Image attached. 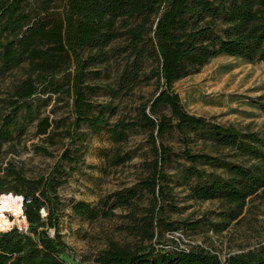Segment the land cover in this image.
I'll return each instance as SVG.
<instances>
[{
  "label": "rangeland",
  "instance_id": "obj_1",
  "mask_svg": "<svg viewBox=\"0 0 264 264\" xmlns=\"http://www.w3.org/2000/svg\"><path fill=\"white\" fill-rule=\"evenodd\" d=\"M16 1L45 23L31 50L22 47V62H0V130L16 119L0 140V178L9 175L5 187L18 173L39 180L49 191L42 218L54 212L56 225L37 235L26 214L24 221L1 206L5 226L52 256L40 236L58 245L60 264H94L114 248L199 251L223 262L264 255V188L246 197L237 217L226 199L196 194L215 177L227 179L232 165L264 166V30L254 37L255 21L241 20L242 10L264 16V0H207L208 10L185 1L183 11L177 0H124L80 46L67 41V0H0V17ZM77 19L73 13L72 26ZM165 24L184 29L193 47L171 80L158 47ZM227 41L261 48L234 54L221 48ZM74 76H83L79 107ZM163 93L170 102L157 104Z\"/></svg>",
  "mask_w": 264,
  "mask_h": 264
},
{
  "label": "trees",
  "instance_id": "obj_2",
  "mask_svg": "<svg viewBox=\"0 0 264 264\" xmlns=\"http://www.w3.org/2000/svg\"><path fill=\"white\" fill-rule=\"evenodd\" d=\"M25 0H20L23 3ZM185 1H191L190 5L193 10L196 6L210 8L211 2L207 0H177L176 6L179 10H184ZM18 1L14 5H7L6 9L2 10V16L0 17V33L5 34L7 42L0 43V49L3 54L0 55V62L2 65L6 64H18L23 61L25 56V50L22 47H26L27 51L31 50L36 35L39 34V29L44 25L42 21L41 12H37L35 15H31L25 11H19L17 6ZM52 5L56 3V0H49ZM124 0H67L66 14L64 17L67 24V41L71 46L77 44L78 46L87 42L90 36L96 35L102 30L101 21L103 14L113 12L114 10L123 8ZM54 11V9H52ZM123 10V9H122ZM79 16V23L72 26L73 13ZM124 12V11H123ZM7 18V20L3 18ZM55 19V18H54ZM51 20L54 22L55 20ZM76 20V21H77ZM241 20L246 22H254L253 32L251 35L254 37L260 34L264 30V16H257V19L250 16L245 10L241 12ZM182 28L170 27L165 24L160 31L159 50L163 58V74L167 80L175 78L179 67L182 66L193 52V47L188 44V38L185 40L186 35ZM200 33H207V31H200ZM10 39V40H9ZM261 39H264V32L261 35ZM9 40V41H8ZM246 41V40H245ZM243 41V44L235 42H223L221 48L227 50L230 53L238 54L239 52L251 56L254 55L256 50L261 48V44L254 47ZM246 51V52H245ZM81 63V62H79ZM82 64V63H81ZM79 64V65H81ZM69 76V75H68ZM83 76H74L68 78L69 82L74 83V91L78 96V107L83 103ZM55 77L51 81H48L50 86H55ZM82 101V102H81ZM170 102L169 95L163 93L159 102ZM16 119L10 121L4 129L0 130V140L8 139L11 134L10 126ZM197 123V122H196ZM199 123V122H198ZM193 161H197L198 158H190ZM194 168V167H193ZM229 177L223 179L222 177H215L211 180L209 185L199 187L196 189L198 197H222L226 199L230 207V212L235 211L236 217L243 211L246 197L258 192L259 189L264 188V166L262 163L256 165L253 170H246L239 165H232L230 168ZM194 171V169H193ZM233 173V174H232ZM9 175H5L4 178H0V194L5 192H15L16 197L11 194H3L0 197V208L2 206L3 212H9L14 216L22 217L24 221H27L25 214L29 222L32 224L31 230L33 233L39 235L41 226L55 227L56 218L53 212L50 218L43 219L41 215V208L46 207L49 203L45 200V189L39 187V180H29L24 178L20 173L15 176V183L11 187H5V180ZM22 194L25 197V203L23 208ZM39 194L43 195L40 197ZM121 202L128 201V198L119 196ZM52 202V199L48 198ZM125 199V200H122ZM8 206V210L4 209V206ZM25 210V213H24ZM5 214L0 212V229L5 231L0 233V264H18L20 261L22 264L27 261L28 264H60L56 258V254H59L58 245L52 244L51 241L43 242V236L41 243L45 244L47 248L52 247L55 255L52 256L45 249L42 251L35 248H41L40 243L37 246L36 242L31 235L21 233L17 229H12L13 225L5 226L8 223ZM10 219V218H9ZM235 219V218H232ZM200 224V223H199ZM197 224V225H199ZM11 228V229H10ZM10 230V231H8ZM150 234V233H149ZM152 235L150 234V237ZM109 253L107 256L101 255L94 264H264V255H253L250 253H240L229 257L226 262L214 254L191 252V253H169L161 252L160 254L149 253L148 255L142 254L141 251L131 252L130 250L116 249ZM43 252V255L41 253Z\"/></svg>",
  "mask_w": 264,
  "mask_h": 264
},
{
  "label": "bare ground",
  "instance_id": "obj_3",
  "mask_svg": "<svg viewBox=\"0 0 264 264\" xmlns=\"http://www.w3.org/2000/svg\"><path fill=\"white\" fill-rule=\"evenodd\" d=\"M22 202H23V200H22ZM4 209H5V210H8V206H7V205H5V206H4Z\"/></svg>",
  "mask_w": 264,
  "mask_h": 264
}]
</instances>
